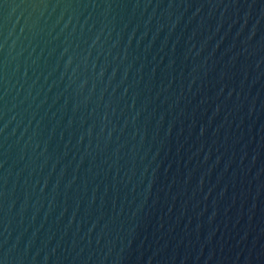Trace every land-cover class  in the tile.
Instances as JSON below:
<instances>
[{
  "label": "water",
  "instance_id": "95a60500",
  "mask_svg": "<svg viewBox=\"0 0 264 264\" xmlns=\"http://www.w3.org/2000/svg\"><path fill=\"white\" fill-rule=\"evenodd\" d=\"M0 264H264V0H0Z\"/></svg>",
  "mask_w": 264,
  "mask_h": 264
}]
</instances>
